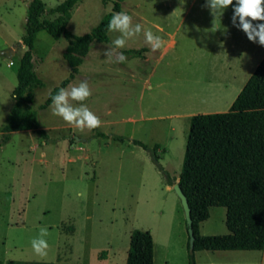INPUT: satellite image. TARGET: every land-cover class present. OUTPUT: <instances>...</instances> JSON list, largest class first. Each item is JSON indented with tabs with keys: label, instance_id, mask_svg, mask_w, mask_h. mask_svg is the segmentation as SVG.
<instances>
[{
	"label": "rangeland",
	"instance_id": "374dc122",
	"mask_svg": "<svg viewBox=\"0 0 264 264\" xmlns=\"http://www.w3.org/2000/svg\"><path fill=\"white\" fill-rule=\"evenodd\" d=\"M44 1L50 9L64 0ZM115 1H79L68 29L79 36L92 32ZM29 2L0 0V141L27 49L20 43ZM235 5L233 0L213 15L207 0H123L121 12L132 17L133 26L142 24L162 45L154 51L142 31L118 50L127 58L118 63L105 52L121 33L110 32L109 42L91 43L66 89L87 81L92 95L82 103L101 120L92 130L69 125L52 114L50 105L41 108L70 77L71 67L64 58L69 45L65 36L57 39L45 30L37 34L33 61L44 85L33 91V108L48 138L21 130L0 143L4 264H127L136 229L152 233L155 264H189L181 199L149 152L133 140L159 144L161 163L179 181L191 117L228 111L264 58V46L233 25ZM226 215V208L212 207L201 233H228ZM42 227L48 230L45 257L36 255L31 244ZM195 258L196 264L232 259L198 251Z\"/></svg>",
	"mask_w": 264,
	"mask_h": 264
},
{
	"label": "trees",
	"instance_id": "16d2710c",
	"mask_svg": "<svg viewBox=\"0 0 264 264\" xmlns=\"http://www.w3.org/2000/svg\"><path fill=\"white\" fill-rule=\"evenodd\" d=\"M79 1L64 0L48 9L44 0H30L21 43L27 49L20 58L19 82L13 91L15 103L3 125L0 143L9 141L12 132L21 130H33L48 138L33 108V91L44 85L33 61L40 31L45 30L57 39L67 38L69 45L64 58L71 67L70 77L52 90L41 105L43 109L51 105L52 96L66 88L79 72L91 43L109 42L107 25L116 12L122 11L123 0H116L113 11L106 14L92 32L81 36L68 29L72 9ZM46 13L58 15L55 19H45ZM133 142L149 152L167 184L174 185L175 180L160 161V145L150 146L138 139ZM178 183L188 197L193 218L195 247L190 249L189 235V264H196L195 253L199 250L264 249V58L228 111L199 113L191 117ZM212 207L227 209L228 233H201V223L210 217ZM0 264H4L1 258ZM127 264H155V242L149 230L132 232Z\"/></svg>",
	"mask_w": 264,
	"mask_h": 264
},
{
	"label": "clouds",
	"instance_id": "9594fccd",
	"mask_svg": "<svg viewBox=\"0 0 264 264\" xmlns=\"http://www.w3.org/2000/svg\"><path fill=\"white\" fill-rule=\"evenodd\" d=\"M233 5V0H207V6L213 15L221 10ZM237 20L239 23H237ZM254 21H264V0H236L233 25L242 29L248 39L254 43L258 42L264 46V23H253ZM109 32H119L121 36L112 43L113 47L106 50L105 55L111 60L115 56V61L123 63L126 57L118 50L125 47L126 40L138 36L143 31L145 42L155 51L162 45L161 38L154 36L150 30L143 29L140 23L132 24V17L126 12H119L113 15L107 25ZM92 95L87 81H82L78 86H71L70 89L61 88L59 92L52 96L50 105L52 114L61 117L69 125L83 131L85 128L92 130L101 126V120L82 102ZM70 101L81 102L79 107H74ZM83 195V194H81ZM48 235L47 228H41L39 237L31 241L32 248L36 255L45 257L49 247L44 237Z\"/></svg>",
	"mask_w": 264,
	"mask_h": 264
},
{
	"label": "crops",
	"instance_id": "0c3cea01",
	"mask_svg": "<svg viewBox=\"0 0 264 264\" xmlns=\"http://www.w3.org/2000/svg\"><path fill=\"white\" fill-rule=\"evenodd\" d=\"M200 230H201V226H200ZM198 253L202 254L203 256L205 255L210 257L212 256L232 257V259L230 258L231 260H215L213 258L207 259L206 261L207 264H264V249L263 250H199Z\"/></svg>",
	"mask_w": 264,
	"mask_h": 264
},
{
	"label": "water",
	"instance_id": "95a60500",
	"mask_svg": "<svg viewBox=\"0 0 264 264\" xmlns=\"http://www.w3.org/2000/svg\"><path fill=\"white\" fill-rule=\"evenodd\" d=\"M173 188L177 192V194L180 197L181 202L183 204L186 222H187V226H188V231H189V235H190V249L194 250L195 234H194V228H193V218H192V214H191V207L189 204L188 197L178 182L173 185Z\"/></svg>",
	"mask_w": 264,
	"mask_h": 264
},
{
	"label": "built area",
	"instance_id": "2783aa9c",
	"mask_svg": "<svg viewBox=\"0 0 264 264\" xmlns=\"http://www.w3.org/2000/svg\"><path fill=\"white\" fill-rule=\"evenodd\" d=\"M11 65L13 64V62L10 63Z\"/></svg>",
	"mask_w": 264,
	"mask_h": 264
}]
</instances>
